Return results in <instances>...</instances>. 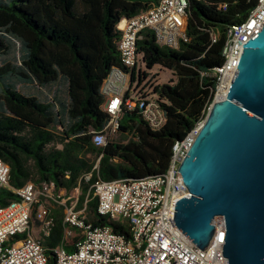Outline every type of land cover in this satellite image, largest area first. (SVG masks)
Instances as JSON below:
<instances>
[{
	"label": "trees",
	"instance_id": "trees-1",
	"mask_svg": "<svg viewBox=\"0 0 264 264\" xmlns=\"http://www.w3.org/2000/svg\"><path fill=\"white\" fill-rule=\"evenodd\" d=\"M188 2V42L172 50L146 31L137 44L147 69L159 66L175 77L170 84L151 85L166 125L155 132L139 112H125L119 131L124 140L97 147L90 132L109 121L100 87L111 68L121 65L118 25L159 0H0V159L10 167L11 187L32 181L38 187L53 182L67 192L79 189L93 226L107 225L130 237L127 225L98 215L91 186L166 172L174 143L204 116L212 99V75L223 62L228 30L247 18L258 0ZM31 89L36 93L25 92ZM17 200L0 189V208ZM64 231L56 220L42 241L47 264H55L53 250Z\"/></svg>",
	"mask_w": 264,
	"mask_h": 264
},
{
	"label": "built area",
	"instance_id": "built-area-1",
	"mask_svg": "<svg viewBox=\"0 0 264 264\" xmlns=\"http://www.w3.org/2000/svg\"><path fill=\"white\" fill-rule=\"evenodd\" d=\"M188 6V0H159L151 9L119 23L121 65L111 68L100 87L101 109L109 121L103 130L90 132L95 146L104 147L109 137L119 135L120 121L125 112H139L155 132L166 125V112L153 88L136 93L146 80L141 82L144 73L138 65L142 62V55L137 44L144 32L151 31L157 45L178 50L181 43L189 41L186 34ZM263 27L264 0H258L248 17L228 30L222 52L223 62L212 75L216 78L212 99L204 116L183 139L174 143L166 172L133 181L97 180L91 186L97 200L98 215L127 225L130 237L115 233L107 225L95 227L84 215L85 210L78 212L75 207H66L64 238L61 245L53 250L55 264H228L222 257L224 217L214 220L215 235L204 251L175 226L176 203L191 197L178 170L203 129L213 105L227 98L243 46ZM217 38V34H212L213 42ZM137 79L138 85L134 89ZM90 177L89 174L86 179ZM1 188L12 191L18 200L0 208V264H47L42 240L31 235L30 230L31 222L35 220L40 224L44 238L50 235L55 222L49 216L46 203L60 201L55 195V184L49 182L38 187L28 182L21 188H13L10 186V167L0 159ZM69 244L72 251L67 249Z\"/></svg>",
	"mask_w": 264,
	"mask_h": 264
},
{
	"label": "water",
	"instance_id": "water-1",
	"mask_svg": "<svg viewBox=\"0 0 264 264\" xmlns=\"http://www.w3.org/2000/svg\"><path fill=\"white\" fill-rule=\"evenodd\" d=\"M178 172L191 197L176 203L175 226L204 251L222 216L228 264H264V27L243 46L227 98Z\"/></svg>",
	"mask_w": 264,
	"mask_h": 264
},
{
	"label": "crops",
	"instance_id": "crops-1",
	"mask_svg": "<svg viewBox=\"0 0 264 264\" xmlns=\"http://www.w3.org/2000/svg\"><path fill=\"white\" fill-rule=\"evenodd\" d=\"M73 193L74 195H72ZM81 194L82 193L79 189H75L71 192H67L64 189L56 190L55 195L60 201L48 203L49 205H51V208H53V210L49 208V216L54 219V222L56 220H61L63 224V218L66 207H75V210L78 212H82L85 210L84 215L87 219H90L91 215L89 209H87V198L85 197L83 200ZM80 199L81 201L83 200V203H81ZM60 211L63 213H61ZM30 233L36 239H41V237H44L41 232L40 224H38L35 220H32L31 222ZM67 248H72V245L69 244Z\"/></svg>",
	"mask_w": 264,
	"mask_h": 264
},
{
	"label": "rangeland",
	"instance_id": "rangeland-1",
	"mask_svg": "<svg viewBox=\"0 0 264 264\" xmlns=\"http://www.w3.org/2000/svg\"><path fill=\"white\" fill-rule=\"evenodd\" d=\"M138 65H139V69H141L142 73L147 74V77H146V80H144L141 83L139 88H137L138 79L134 82L133 88L134 89L137 88L136 93H139L143 89L146 90V91L147 90L148 91L152 90L151 85L154 86V85L170 84V83H172V81L175 80V77H174L173 73H171L170 71H168L166 69H163V68H161L159 66H154L151 69H147L146 66L142 62H139ZM25 92H34V90L33 89L25 90ZM42 92L44 94L52 96V94L49 93L48 90H43ZM34 93H36V92H34ZM136 93L133 94V95L135 96ZM123 140H124L123 137L117 135V136L109 137L107 141H123ZM72 195H74V193ZM48 203H46V206H47V208L49 210V208H51V205H49ZM51 209L53 210V208H51ZM61 213H63V212H61ZM35 225H36V223H35ZM41 240L44 241L45 238L41 237ZM69 241L71 242V239Z\"/></svg>",
	"mask_w": 264,
	"mask_h": 264
}]
</instances>
